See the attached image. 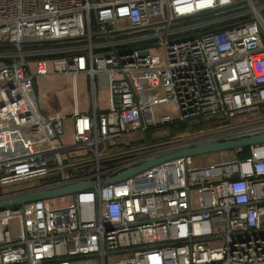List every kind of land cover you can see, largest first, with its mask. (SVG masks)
<instances>
[{
	"label": "built area",
	"instance_id": "1",
	"mask_svg": "<svg viewBox=\"0 0 264 264\" xmlns=\"http://www.w3.org/2000/svg\"><path fill=\"white\" fill-rule=\"evenodd\" d=\"M68 38L84 44L25 45ZM0 45L12 47L0 53L10 61L0 62V198L98 184L0 210V264H264V144L100 185L177 148L264 134L263 0H0ZM58 76L73 83L70 143L66 117L43 113L36 91ZM81 76L92 87L89 113L77 106ZM98 85L108 91L104 111ZM166 104L177 118L157 121L154 108ZM213 118L224 124L171 135L174 122Z\"/></svg>",
	"mask_w": 264,
	"mask_h": 264
},
{
	"label": "water",
	"instance_id": "2",
	"mask_svg": "<svg viewBox=\"0 0 264 264\" xmlns=\"http://www.w3.org/2000/svg\"><path fill=\"white\" fill-rule=\"evenodd\" d=\"M257 1L259 4H261V0H257ZM245 4H246V1L237 2L232 5L218 8L215 10H211L209 12L200 13L195 16H191L187 18H180L179 20L185 21V20H191L195 18L210 16V15L225 12L227 10L239 8L241 6H244ZM201 36L202 34L195 35L194 37L190 38V40L200 38ZM76 40H79V39L78 38H68V39H62V40H49V41H27L25 42V45L26 46L56 45V44L72 42ZM158 46L159 45H154L151 48H156ZM260 144H264V134H260V135L240 139V140H235V141H217V142H212V143L199 145V146H188V147H183V148H177V149L170 151L169 153H166L163 156H160L156 159H153L143 164L142 166L126 171L117 177L105 180L101 182L100 185H109L112 183L120 182L140 172H143L145 170L158 166L162 163L169 162V161H172L178 158H188V157L196 158L199 156H204V155H209V154H214V153L233 151V150L241 149V148H249V147L260 145ZM96 186H98L97 183L90 184V183L81 181V182H77L75 184L65 186L62 188H58L55 190L42 191L40 188H35L29 192H20V193H15V194L1 197L0 198V210H4L10 207L23 206L25 204H29V203L36 202V201L50 200V199H54V198H58V197H62V196L70 195V194H75L78 192L91 189Z\"/></svg>",
	"mask_w": 264,
	"mask_h": 264
},
{
	"label": "rangeland",
	"instance_id": "3",
	"mask_svg": "<svg viewBox=\"0 0 264 264\" xmlns=\"http://www.w3.org/2000/svg\"><path fill=\"white\" fill-rule=\"evenodd\" d=\"M123 26H127V23L122 22ZM153 53H160V49L153 50ZM50 72H54L56 67L54 63L48 64ZM38 99L42 112L48 115L59 114L66 117V121L62 124L63 138L66 143L71 142V134L73 130L72 114L75 107V98L73 92V83L70 79L64 76L50 77L41 79L37 84ZM96 94L98 98V108H107L106 89L98 85L96 87ZM77 106L80 112H89L92 109V87L90 83L84 78L79 77L77 80ZM154 114L157 121H160L164 117L171 119L177 118L178 112L175 105L166 104L154 108ZM191 133V132H186ZM184 134V133H183ZM227 160V159H226ZM220 161L219 153L199 156L195 158V164H206Z\"/></svg>",
	"mask_w": 264,
	"mask_h": 264
},
{
	"label": "trees",
	"instance_id": "4",
	"mask_svg": "<svg viewBox=\"0 0 264 264\" xmlns=\"http://www.w3.org/2000/svg\"><path fill=\"white\" fill-rule=\"evenodd\" d=\"M264 2V0H263ZM215 27H209L206 30L212 31L215 30ZM84 42H76V41H72V42H65V43H61V44H56V45H45V46H27L26 48L28 50H45V49H60V48H69V47H76V46H80L83 45ZM12 47L8 46V45H0V53H4V52H8L11 51ZM98 52V51H96ZM68 56L67 53H61V54H54V55H46V56H36L31 58V60H50L53 58H62ZM0 62H4L5 64H9L10 61L8 59H0ZM230 123L225 122V124ZM224 124V122H222L219 119H209V120H202V121H198L195 123H179V122H174L172 124H170V131H171V135H176L179 133H186V132H198L199 130H204L206 128H212L215 126H219ZM249 157V149H244V151L239 155L240 159H245Z\"/></svg>",
	"mask_w": 264,
	"mask_h": 264
},
{
	"label": "crops",
	"instance_id": "5",
	"mask_svg": "<svg viewBox=\"0 0 264 264\" xmlns=\"http://www.w3.org/2000/svg\"><path fill=\"white\" fill-rule=\"evenodd\" d=\"M88 81V80H87ZM37 84L38 83H36V91H37ZM103 88L105 87L104 85L102 86ZM104 89H106V88H104ZM37 95H38V92H37ZM105 100H106V103H107V108H108V91H107V89H106V96H105V98H104ZM96 104H97V107H98V98H97V94H96ZM107 108H104V109H100V108H98L99 109V111H104V110H106ZM92 110H93V108L91 109V110H89V112H92ZM89 112H83V113H89ZM72 126V125H71ZM72 128V127H71Z\"/></svg>",
	"mask_w": 264,
	"mask_h": 264
}]
</instances>
